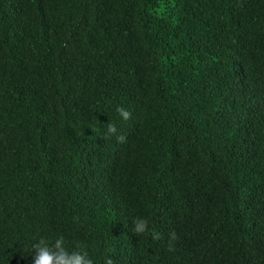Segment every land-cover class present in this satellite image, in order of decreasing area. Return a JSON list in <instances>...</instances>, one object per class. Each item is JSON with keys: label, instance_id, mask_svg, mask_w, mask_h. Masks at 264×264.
I'll return each instance as SVG.
<instances>
[{"label": "trees", "instance_id": "1", "mask_svg": "<svg viewBox=\"0 0 264 264\" xmlns=\"http://www.w3.org/2000/svg\"><path fill=\"white\" fill-rule=\"evenodd\" d=\"M41 237L264 264V0H0V264Z\"/></svg>", "mask_w": 264, "mask_h": 264}, {"label": "clouds", "instance_id": "2", "mask_svg": "<svg viewBox=\"0 0 264 264\" xmlns=\"http://www.w3.org/2000/svg\"><path fill=\"white\" fill-rule=\"evenodd\" d=\"M116 111L120 114L121 119L126 120L130 113L122 106H117ZM117 133V127L114 123H108L105 135ZM123 139V136H118ZM132 231L136 234L146 233L148 230V220L145 217H136L133 219ZM158 234L154 233V237ZM171 236L176 237V233L172 232ZM34 252L31 258V264H94L91 257L88 256L83 247L69 249L65 246L63 237L56 238L49 243L44 237H41L34 245ZM103 264H114L110 256L104 258Z\"/></svg>", "mask_w": 264, "mask_h": 264}]
</instances>
